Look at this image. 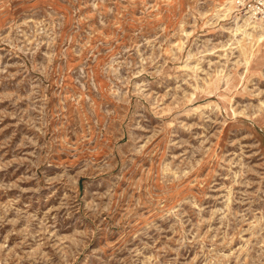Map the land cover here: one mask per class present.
Here are the masks:
<instances>
[{
  "label": "rangeland",
  "instance_id": "1",
  "mask_svg": "<svg viewBox=\"0 0 264 264\" xmlns=\"http://www.w3.org/2000/svg\"><path fill=\"white\" fill-rule=\"evenodd\" d=\"M227 2L0 0V264H264V28Z\"/></svg>",
  "mask_w": 264,
  "mask_h": 264
},
{
  "label": "bare ground",
  "instance_id": "2",
  "mask_svg": "<svg viewBox=\"0 0 264 264\" xmlns=\"http://www.w3.org/2000/svg\"><path fill=\"white\" fill-rule=\"evenodd\" d=\"M239 2L240 3V0H228V2L226 3V4H229L228 6H226V7H224V10L225 11H227V12H232L233 11V9H236V6H237V4H236V2ZM225 4V5H226ZM245 14L246 15H244L243 17H241V18H243V20H244V24H246V25H250L251 23H253L254 22V25H258V26H261V27H263L264 28V17L263 16H260V17H258V16H256L255 18L253 17V15H254V13H252L251 11H246L245 12ZM234 26V25H233ZM237 26V25H236ZM239 26V25H238ZM238 26L237 27H235V28H238ZM239 28L241 29V25L239 26ZM234 31V30H233ZM259 31V30H258ZM251 32V31H250ZM257 32V31H256ZM244 33L246 34H249L248 32H246L245 31V29H244ZM257 33H259V32H257ZM256 33V34H257ZM241 35V34H240ZM252 35V34H251ZM263 35H264V33H261V34H259L258 35V37H257V39L258 40H260L262 37H263ZM257 36V35H256ZM236 38V37H235ZM256 38V37H255ZM239 39V38H238Z\"/></svg>",
  "mask_w": 264,
  "mask_h": 264
},
{
  "label": "built area",
  "instance_id": "3",
  "mask_svg": "<svg viewBox=\"0 0 264 264\" xmlns=\"http://www.w3.org/2000/svg\"><path fill=\"white\" fill-rule=\"evenodd\" d=\"M247 11L264 17V0H240Z\"/></svg>",
  "mask_w": 264,
  "mask_h": 264
}]
</instances>
